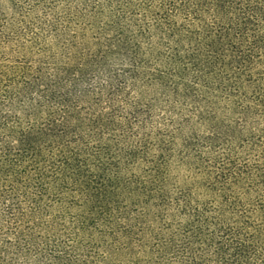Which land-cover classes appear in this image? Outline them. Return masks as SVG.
<instances>
[{"label":"trees","instance_id":"obj_1","mask_svg":"<svg viewBox=\"0 0 264 264\" xmlns=\"http://www.w3.org/2000/svg\"><path fill=\"white\" fill-rule=\"evenodd\" d=\"M0 264H264V0H0Z\"/></svg>","mask_w":264,"mask_h":264}]
</instances>
